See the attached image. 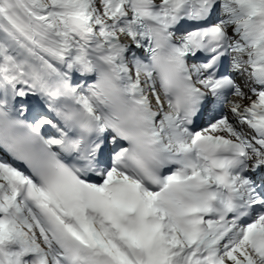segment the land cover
Segmentation results:
<instances>
[{
	"label": "snow or ice",
	"instance_id": "6c2138e0",
	"mask_svg": "<svg viewBox=\"0 0 264 264\" xmlns=\"http://www.w3.org/2000/svg\"><path fill=\"white\" fill-rule=\"evenodd\" d=\"M0 264H264V0H0Z\"/></svg>",
	"mask_w": 264,
	"mask_h": 264
}]
</instances>
